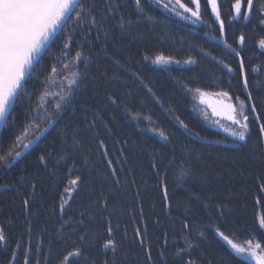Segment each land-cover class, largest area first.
I'll return each instance as SVG.
<instances>
[{"label": "trees", "instance_id": "1", "mask_svg": "<svg viewBox=\"0 0 264 264\" xmlns=\"http://www.w3.org/2000/svg\"><path fill=\"white\" fill-rule=\"evenodd\" d=\"M182 2L188 3V0ZM217 2L225 21L226 38L244 58L247 90L238 73V58L220 43L219 24L206 0H200V4L202 18L207 23L198 25L184 22L156 5L154 0H145L147 14L153 17L148 19L135 11L131 0H125L127 6H122V10L131 16L133 24L126 26L123 35L120 30L112 33L118 47L111 48L113 41H109V49L144 83L132 72L120 69L104 53L94 56L87 72L88 76L96 77V82L85 77L72 107L65 106L59 123L44 133L10 172L0 173V183H11L16 176L25 175L36 184L35 191L27 179L23 185L17 182L16 187L0 189V226L9 238L7 246L0 247V264H9L13 251L16 260L12 264H24L25 254L29 264H36L37 260L40 264H61L63 257L76 248L82 249V255L70 258L66 264H105V261L107 264H185L189 256L196 264H252L236 256L216 235V228L238 244H245L249 238L253 244H264V229L259 227L264 218V138L260 137L255 117L250 114V138L246 143L236 141L240 145L236 147L233 138L202 121L197 101L199 93L195 89L204 93L227 91L237 107L239 97L264 113V50L258 45L264 38V25L260 23L264 15L259 11L264 0H254V9L247 21L233 18L235 0ZM162 3L168 1L162 0ZM169 7L172 6L169 4ZM241 11H245L243 0ZM73 28L76 24L71 23L67 29L73 38L72 55L81 44L87 50L92 40L90 37L88 42L84 41L83 27L76 28L75 32ZM241 34L245 37L243 47L238 43ZM95 46L98 48L99 44ZM62 48V40L52 42L50 50L42 54V63L27 79L15 110L17 126L26 123L31 105L42 102L39 96L47 98L51 94L43 101L51 112L59 100L57 94H65L60 81L66 76L71 79L73 70L70 58L61 56ZM207 53L217 59L213 60ZM145 55L170 56L180 61L191 57L197 63L154 65L151 59H144ZM219 59L237 71L228 73L217 62ZM64 64L70 66L68 71L63 69ZM52 65L59 71L46 80ZM80 70L84 71L82 65ZM114 74L121 78L113 79ZM144 85L152 88L155 97ZM249 92L251 100L247 99ZM109 96L115 97L118 103L112 104ZM125 107L140 113L141 118L133 120ZM93 109L112 129L109 134L104 123L97 119V131L106 141L119 185L111 175L106 158L97 150L96 138L83 127L85 117L88 121L95 118ZM176 117L203 139L186 132ZM36 123L41 120L37 119ZM77 124L81 126V144L75 150L62 147L59 130ZM153 128L163 129L169 134V140L156 135L151 131ZM20 130V127L2 128L0 148L6 151ZM46 146L54 149V156L49 158L50 166L55 165L51 170L39 165L36 159ZM61 155H66L67 160L56 164ZM181 169L188 171L186 178H181ZM77 175L82 177V182L74 186L61 213V197L66 195L64 187ZM25 198L30 204L27 210L23 206ZM66 220L69 222L64 224ZM81 220L83 224L79 223ZM184 221L189 222L190 238L198 246L181 258L175 252L186 247L181 239ZM145 227L146 236H137L136 229L143 233ZM197 231H204V237L196 239ZM81 235L86 237L84 241L79 239ZM109 239L115 242V251L104 247ZM17 242L19 249L15 247ZM147 249L151 251V261Z\"/></svg>", "mask_w": 264, "mask_h": 264}, {"label": "snow or ice", "instance_id": "2", "mask_svg": "<svg viewBox=\"0 0 264 264\" xmlns=\"http://www.w3.org/2000/svg\"><path fill=\"white\" fill-rule=\"evenodd\" d=\"M131 3L134 5L135 11L138 13H143L147 16L148 19H153L152 16L147 14L145 0H131ZM154 3L158 6H161L164 10L173 12L176 16L182 17L184 20H191L193 24L207 23L203 20L201 15V4L200 0H188V3L182 2V0H175L173 7H169V4L172 3V0H168V3H162V0H154ZM207 4L211 6V12L215 17V21L218 22V34L222 38L221 42L224 46L230 49L235 53L238 58V73L243 78V87L245 90L248 88V80L245 74V61L241 53L230 44L226 38L225 34V21L221 16V10L218 5L217 0H206ZM192 4L195 7H189L188 5ZM245 6V11L242 9V0H235V3L232 4V10L234 12L235 18H242L247 21L250 18V15L254 9V0H243ZM122 6L126 7L125 0H0V128L20 127L21 130L18 134H15V137L5 151L3 148H0V173H8L13 168V166L20 161L32 146L37 145L41 140V137L44 133H47L51 127L62 119V115L65 112V106L72 107V100L75 98L76 93L79 91L81 85L84 82V78L88 77L93 83L96 82L95 76H88L87 69L89 68L90 63L93 60V57H99L101 53H104L111 59L120 69H124L127 72H132V75L136 79H140L139 75L129 68L125 63H122L119 58H117L109 49V41H113L112 33L120 30V34L123 35L126 29V26H131L133 20L130 15H125L122 10ZM182 10V11H180ZM259 11L264 15V4H261ZM187 13L188 15H184ZM74 23L76 28L83 27V39L88 42L89 38L92 37V40L88 43L87 50L84 49L83 44L75 50V54L72 55V36L68 34V25ZM231 23V20H229ZM260 23L264 25V19H261ZM76 28H73L72 31L75 32ZM56 39L63 41V48L61 50V56L65 58H70L72 61V78L69 80L68 77H64L63 81H60V86L63 88L64 81L67 82V89L65 94H57L59 100L54 104V111H48L46 106L45 97L43 95L39 96L40 103H36L30 106L28 116L26 118V123L21 126H17L15 110L18 101L21 100L23 95V89L27 82V79L33 75L36 70V67L42 63V54L50 50L51 43ZM216 39V37H213ZM79 43V42H77ZM99 44L97 48L95 45ZM238 43L241 47L244 46L245 37L241 34L238 37ZM259 48L264 50V38L258 41ZM118 43L113 41L111 43V48H117ZM203 51V49H201ZM211 56L213 60H216L217 57L211 53H207ZM145 60L151 59V63L154 65H167L171 63L176 64H195L196 60L191 57L180 61L173 57H165L163 55H157L154 58L149 56H144ZM219 64L223 65L227 69L228 73H235L237 70L233 69L228 63H225L224 59H219L217 61ZM81 65L84 71H81ZM69 65L64 64L63 69L65 71L69 70ZM255 70V69H254ZM58 69L55 65L51 66V72L47 79H50L52 75L58 73ZM113 79H120L121 77L118 74H114ZM140 83L143 84L144 81L140 79ZM148 93L155 97V93L152 91V88L148 85H144ZM192 91V89H188ZM196 92L200 93L201 96L206 95L199 88L195 89ZM217 95L231 100L232 97L229 96L227 91H222L217 93ZM31 100V97H29ZM109 101L112 104H117L118 101L115 97L109 96ZM239 101V107L229 103L224 105L226 118L235 126V129H226L229 134L234 138L233 143L236 147H239V144H236V141L247 142L251 135V128L249 122V115L255 117V121L258 125V132L261 138H264V113L257 111L255 104L250 106L245 103L244 100H240L239 97L236 98ZM248 100L252 99L251 93H248ZM157 102H159L157 98ZM249 109V111H246ZM95 112V118L91 121H88V118L85 117L86 123L84 124V129L92 133L96 138V144L98 146L97 150L101 152L103 157L106 158V163L108 168L111 170V175L116 177L115 183L120 184V179L118 176L117 169L113 165V161L109 158V149L104 138L100 137L99 132L97 131V119H100L102 123L103 119L100 117V113L93 109ZM125 112L133 120H138L141 118V114L130 111L125 107ZM213 112H216V109H213ZM35 113V116H33ZM73 114H75L73 112ZM40 119L43 123H36V120ZM151 120L150 117H148ZM180 127H182L186 132L191 133L198 138L200 137L198 132H194L183 120L179 117H176ZM109 134L112 133V129L104 123ZM35 129V131H31ZM61 136V145L71 147L75 150L76 146L81 144V126L77 124L76 126L70 129H60ZM156 135L160 136L163 140H169V134H166L163 129L157 130L155 128L151 129ZM69 138L71 139V144H69ZM117 143H120L117 141ZM125 145L127 141L123 142ZM120 154L123 155V148L120 149ZM54 156V149L50 147L43 148L37 156V162L39 165L43 166L45 169L51 170L55 165L50 166V157ZM67 156L61 155L59 160H56V164H59L61 161H66ZM84 163L87 164L88 160L85 159ZM153 167H156L153 164ZM72 169L69 168V173ZM188 176V171L181 169V178H186ZM27 179L28 185L33 191L36 189V184L25 175L16 176L15 179L11 182L0 183V189H8L10 187H16L17 182L21 185L25 183ZM82 182V177L77 175L74 179H70L67 186L64 187L65 196H62L61 199L63 203L60 205V211L63 213L65 204L67 203V198H70L71 191L74 190V186H77ZM134 182V181H133ZM17 191L19 189L17 188ZM138 195V193H137ZM164 199L167 202V189H164ZM104 206H107V200L104 198ZM23 206L27 210L30 207L29 199H23ZM170 207V205H166ZM83 215V213L81 214ZM143 215L141 210V216ZM222 215V213H221ZM71 219V218H69ZM69 221H64V224H67ZM83 220L79 221L80 224H83ZM207 225L206 227H210ZM63 227V224L61 225ZM259 227L264 229V218H261L259 222ZM184 232L181 234V239L185 241L186 247L179 248L175 252L177 257L183 258L185 254L190 253V250L194 247H197L198 244L194 243L190 238V224L188 221L183 222ZM111 226L109 220L108 232L111 235ZM146 227L142 233L139 228L136 229L137 236H146ZM30 234V233H29ZM216 235L219 236L223 241L227 243L234 251L236 256L241 257L243 260L255 261V264H264V244L257 242L252 243V240L249 238L245 241V244H238L230 239L228 234L220 231L219 227L216 228ZM204 231H197L196 239L203 238ZM81 241H84L86 237L81 235L79 237ZM9 242L8 235L6 230L0 226V247H6ZM141 244L143 245L144 241L141 239ZM167 243V238L165 240ZM16 249H19L20 243H16ZM105 248L111 247L115 251L116 245L115 242L109 239L105 244ZM39 251V249H37ZM148 260H152L151 251L147 249ZM82 255V249L76 248L74 251L68 252L61 261V264H66V262L72 257H78ZM161 258L163 259L164 253H160ZM16 260V252L11 253V259L9 264H12ZM24 264H29L27 254H25ZM36 264H40L37 260ZM107 264V261H105ZM185 264H196V261L190 256L185 260Z\"/></svg>", "mask_w": 264, "mask_h": 264}, {"label": "rangeland", "instance_id": "3", "mask_svg": "<svg viewBox=\"0 0 264 264\" xmlns=\"http://www.w3.org/2000/svg\"><path fill=\"white\" fill-rule=\"evenodd\" d=\"M174 4H175V0H172V3H170V5L173 7ZM188 6L193 7V8L195 7L192 4H189ZM180 11H182V10H180ZM184 15H188V14L184 13ZM177 17L180 18L181 20H183L184 22L188 23V24L198 25V24H193L191 22V20H184L180 16H177ZM65 86H66V88H65ZM63 88L67 89V82L66 81H64ZM54 94L56 95L57 92L55 91ZM48 95L49 96H47V98H49L51 94H48ZM55 95H53V96H55ZM47 98H45V100H47ZM51 98H54V97H51ZM197 101L201 107L200 117H201L202 121H204L207 125L211 126L212 128H214V129L226 134L227 136L233 138L229 134V132L226 131V129H229V128L235 129V126L232 125L231 122L226 118L225 109H224V105L232 103L231 100H228L225 97L219 96V95H217V93H206V95H204V96H201L199 93L197 96ZM214 108L216 109L215 113L213 112ZM223 242L227 245V243L225 241H223ZM227 247L234 253V251L231 249V247L229 245H227ZM245 261H247V260H245ZM250 263L255 264V261H250Z\"/></svg>", "mask_w": 264, "mask_h": 264}, {"label": "water", "instance_id": "4", "mask_svg": "<svg viewBox=\"0 0 264 264\" xmlns=\"http://www.w3.org/2000/svg\"><path fill=\"white\" fill-rule=\"evenodd\" d=\"M217 1H219V0H217ZM220 43L224 46V44L220 41ZM1 130H2V128H0V133H1Z\"/></svg>", "mask_w": 264, "mask_h": 264}]
</instances>
